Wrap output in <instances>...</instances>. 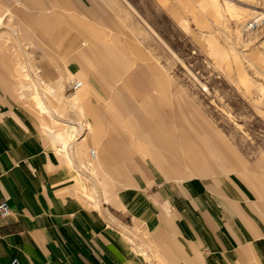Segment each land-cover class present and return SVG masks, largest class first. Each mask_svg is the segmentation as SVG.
Listing matches in <instances>:
<instances>
[{
  "label": "crops",
  "instance_id": "0c3cea01",
  "mask_svg": "<svg viewBox=\"0 0 264 264\" xmlns=\"http://www.w3.org/2000/svg\"><path fill=\"white\" fill-rule=\"evenodd\" d=\"M7 1L28 0H0ZM29 1L39 3L49 38L36 40L34 31L21 35L0 14V26H6L0 28V48L15 40L24 51L13 50V83L19 96L30 98L43 117L40 135L47 143L37 139L32 115L17 101L0 95V202L5 200L11 211L9 217L0 219V264L12 258L21 264H237V259L255 257L264 264V229L240 203L245 199L254 210L253 190L238 182L242 173L252 170L243 162L248 157L237 143L210 116L197 115L203 122L187 130L158 128L151 118L130 126L125 122V128L117 127L124 147H112L103 139L104 114L95 104L97 100L105 104L109 98L98 82L99 72L108 70L93 41L82 37V11L75 16L76 36L64 46L65 37L53 35L62 19L51 12L53 8L40 5L50 0ZM93 1L102 13L113 14L116 29L127 30L133 39L144 42V28L121 0ZM64 17H69V10ZM108 33L92 32L93 39L100 42ZM24 39L31 46L54 45L58 51L54 78L41 77L37 58L30 55L31 49L22 48ZM105 57L120 67L125 62L126 67L133 66L132 61H125V51H108ZM72 60L76 65L69 67ZM19 66L21 72L16 70ZM165 68L159 60L151 69L161 82L170 80ZM66 81L79 83L67 98ZM179 84L186 97L182 98L201 114L204 107ZM33 93L45 103L50 99L47 112L33 104ZM76 93L81 97L78 105L71 100ZM68 107L81 110V121L61 116ZM52 118L73 127L63 143L56 140ZM214 142L227 149L228 157L218 159ZM216 172L224 179L230 202L215 199L208 188L200 186ZM259 172L264 174V165ZM145 176L150 187L158 183L159 189L130 204L135 192L144 190ZM170 180L175 183L169 185ZM153 214L156 219L151 221ZM128 215H132L131 223L124 219ZM140 219L147 222L142 229ZM243 253L246 258L240 256Z\"/></svg>",
  "mask_w": 264,
  "mask_h": 264
},
{
  "label": "rangeland",
  "instance_id": "374dc122",
  "mask_svg": "<svg viewBox=\"0 0 264 264\" xmlns=\"http://www.w3.org/2000/svg\"><path fill=\"white\" fill-rule=\"evenodd\" d=\"M121 1L138 20L139 26L144 28L141 31L144 42L133 39L127 30L116 29L113 14L109 10L102 13L99 4L93 0H50L40 4L53 8L51 12L62 19L59 26L53 29V35L65 37L62 41L64 46L76 36L75 18L82 11L81 28L85 31L82 37L93 41L99 60L103 61L108 70L99 72L98 82L109 98L105 104L101 100L95 101V104L102 107L104 114L103 139L119 149L124 145L120 141L117 127L125 128V122L130 126L132 123H140L142 118H151L155 127L187 130L191 124L203 122L196 118L197 115L210 116L214 124L228 134L237 143L241 153L248 157L243 162L252 171L242 173L238 182L245 188H249V185L253 192L256 191L258 198L251 191L255 199L254 210L248 207L247 200H240V203L264 229V174L259 172V167L264 165V155L261 154L264 153V95L259 92L264 87V21L260 22V28L247 30V25L253 21L250 14L254 10L261 11L257 7L264 8V0ZM36 3L29 0L24 3L0 2V14H4L8 18L7 22L17 28L21 35L22 32L29 34L34 31L36 40L38 37L46 41L49 38L46 33L47 19L42 16L43 13L37 6L39 3ZM65 10H69V17H64ZM94 23L99 26L95 27ZM244 24L246 28L239 40L237 30ZM0 28L5 29L6 26L2 25ZM88 28L97 34L104 30L109 33L97 42ZM102 42L105 43L104 46L101 45ZM16 43L18 42L12 40L0 48V95L17 101L21 108L32 115L33 124L37 128L35 135L45 145L47 138L40 135L43 117L34 108L30 98L19 96L13 83V50L22 54L24 52L21 48L19 50ZM26 43L27 39H24L21 44L25 47L22 45V48L28 47L31 49L30 55L37 58L35 64L40 69L41 77L54 78L58 60V51L54 45L49 42L48 47H37ZM108 51H125V61H132L133 66L128 68L125 62L120 67L112 60L107 61L105 56ZM254 53L259 56H254ZM159 60L166 67L169 82H161V78L151 71ZM74 65V60L68 63L69 67ZM179 82L193 94L195 103L204 107L201 114L182 98L186 97ZM161 83L163 88L160 87ZM70 84L71 81L65 82L66 98L74 92L69 89ZM61 116L75 123L83 117L77 107H68ZM186 135L189 136L190 132ZM217 152L219 153L218 150ZM111 154L113 156V151ZM243 162L240 165L244 166ZM218 174L214 173L200 186L208 188L215 199L221 197L229 201L231 197L224 189V179ZM144 180V190L136 191L130 204L159 189L158 183L151 187L146 183L148 176ZM174 183L172 180L168 182L169 185ZM124 219L131 223L132 215L125 216ZM154 219L156 215L153 214L151 221ZM146 223V220L140 219V229ZM240 256L246 258L244 253ZM236 262L261 264L256 257L249 260L237 259Z\"/></svg>",
  "mask_w": 264,
  "mask_h": 264
},
{
  "label": "bare ground",
  "instance_id": "6f19581e",
  "mask_svg": "<svg viewBox=\"0 0 264 264\" xmlns=\"http://www.w3.org/2000/svg\"><path fill=\"white\" fill-rule=\"evenodd\" d=\"M257 8H260L261 9V11H257V10H254L251 14H250V18L251 19H253V21H256V22H261V21H264V8H261V7H257ZM253 9V8H252ZM197 12V11H196ZM245 14V13H244ZM239 16V15H238ZM237 17V16H236ZM249 20V19H248ZM252 21V22H253ZM239 22H241V21H239ZM238 24V23H237ZM249 25V24H248ZM248 25H247V27H248ZM245 28H246V25L244 24L242 27H241V29H239V30H237V39H241L242 38V35L244 34L243 33V31L245 30ZM248 30V29H247ZM204 40H206V39H204ZM235 51L233 50V53H234ZM235 55H237L236 54V52L234 53ZM255 54V53H254ZM254 56H259V54H255ZM21 66H19L16 70H17V72H21L20 70H21ZM24 75H26V74H24ZM27 76V75H26ZM30 80V79H29ZM31 81V80H30ZM31 87H32V89L34 90V87H33V83L31 82ZM83 87V86H82ZM204 89V88H203ZM80 90V89H79ZM251 90H252V88H251ZM260 91V94L261 95H264V87H262V88H260L259 89ZM32 97V102H33V104H35V106L40 110V111H43V112H47V110H48V103L50 102V99L49 100H47V102L48 103H45L43 100H41L39 97H37V95L35 94V93H33V94H30ZM80 94L79 93H76V95H75V97H73L71 100L73 101V102H75L77 105H78V102H80ZM49 116V115H48ZM52 120H53V122H54V124H55V126H56V131H55V136H56V140L57 141H61L62 143L66 140V138L68 137V136H70L71 134H72V130H73V127L72 126H67V125H65V124H63V123H61V122H59L58 120H56V119H53L52 118ZM66 128H69V133L68 134H66L65 132V130H66ZM214 143H217V146L215 145V144H213L214 145V148H215V150L217 151H219V153H217L218 154V159H221V160H223V159H225L226 157H228V152L226 151V150H224V149H222V148H220V146H219V144H218V142H214ZM90 156H92L93 157V155H94V150L93 149H90Z\"/></svg>",
  "mask_w": 264,
  "mask_h": 264
},
{
  "label": "built area",
  "instance_id": "2783aa9c",
  "mask_svg": "<svg viewBox=\"0 0 264 264\" xmlns=\"http://www.w3.org/2000/svg\"><path fill=\"white\" fill-rule=\"evenodd\" d=\"M260 25H261L260 22L254 21V22L249 23L247 29L250 31L256 30V29L260 28ZM78 85H79L78 82L75 84L71 83L69 85V89L74 90ZM10 214H11V211H10L8 205L6 204L5 200H2L0 202V219H5V218L9 217ZM8 264H21V263L19 262V260L17 258H12Z\"/></svg>",
  "mask_w": 264,
  "mask_h": 264
}]
</instances>
